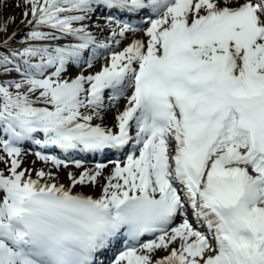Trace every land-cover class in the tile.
I'll use <instances>...</instances> for the list:
<instances>
[{"label": "snow or ice", "instance_id": "1", "mask_svg": "<svg viewBox=\"0 0 264 264\" xmlns=\"http://www.w3.org/2000/svg\"><path fill=\"white\" fill-rule=\"evenodd\" d=\"M106 261L264 264V0H0V264Z\"/></svg>", "mask_w": 264, "mask_h": 264}, {"label": "rangeland", "instance_id": "2", "mask_svg": "<svg viewBox=\"0 0 264 264\" xmlns=\"http://www.w3.org/2000/svg\"><path fill=\"white\" fill-rule=\"evenodd\" d=\"M3 15H14L16 18H17V22H16V24L15 25H12L11 27L12 28H16V27H18L19 29H20V31H19V37H23V34L27 31V29L24 27V25H22V24H20L19 23V20H20V16H21V10L20 9H18V8H16V7H14V3H9L6 7H5V9H4V12H3ZM15 47H18V45H14ZM35 159V157L33 156V155H29L27 158H26V162H25V166L27 167V166H29V162L30 161H32V160H34ZM123 159V158H122ZM80 160H82V159H80ZM85 163H86V165L88 166V167H93L96 163H94V162H89L88 160H83ZM108 161H106V162H104V163H107ZM42 166H44V165H42L40 162H37L36 163V165H35V167L38 169V168H40V167H42ZM44 167H50V165L49 166H44Z\"/></svg>", "mask_w": 264, "mask_h": 264}, {"label": "bare ground", "instance_id": "3", "mask_svg": "<svg viewBox=\"0 0 264 264\" xmlns=\"http://www.w3.org/2000/svg\"><path fill=\"white\" fill-rule=\"evenodd\" d=\"M114 115H115V112H112V113H109V114L106 116L105 121H104V123H105L106 126L111 127V126L114 125V123H115V121H114V119H113ZM97 122H99V121H97ZM33 159H34V158H33ZM117 254H118V253H117Z\"/></svg>", "mask_w": 264, "mask_h": 264}, {"label": "trees", "instance_id": "4", "mask_svg": "<svg viewBox=\"0 0 264 264\" xmlns=\"http://www.w3.org/2000/svg\"><path fill=\"white\" fill-rule=\"evenodd\" d=\"M25 34V33H24ZM24 34H23V36H24Z\"/></svg>", "mask_w": 264, "mask_h": 264}]
</instances>
